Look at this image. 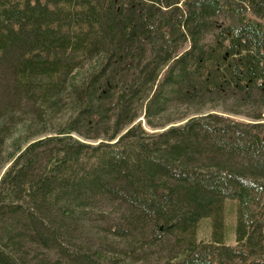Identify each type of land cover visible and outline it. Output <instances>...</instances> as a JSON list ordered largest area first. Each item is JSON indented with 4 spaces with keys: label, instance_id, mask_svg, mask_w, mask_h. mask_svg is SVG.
<instances>
[{
    "label": "trees",
    "instance_id": "16d2710c",
    "mask_svg": "<svg viewBox=\"0 0 264 264\" xmlns=\"http://www.w3.org/2000/svg\"><path fill=\"white\" fill-rule=\"evenodd\" d=\"M0 264H264V0H0Z\"/></svg>",
    "mask_w": 264,
    "mask_h": 264
},
{
    "label": "rangeland",
    "instance_id": "374dc122",
    "mask_svg": "<svg viewBox=\"0 0 264 264\" xmlns=\"http://www.w3.org/2000/svg\"><path fill=\"white\" fill-rule=\"evenodd\" d=\"M234 118L239 120H246V117L242 115H233ZM138 120L142 121L143 126L149 128L144 117H140ZM8 166L6 164L5 168ZM4 168V169H5ZM3 172V171H2ZM237 219V206L236 202L232 200H227L225 203V222H226V240L225 243L229 245L236 244L235 236V225ZM212 233V223L210 219H204L199 224V229L197 233L198 240L200 241H210Z\"/></svg>",
    "mask_w": 264,
    "mask_h": 264
}]
</instances>
